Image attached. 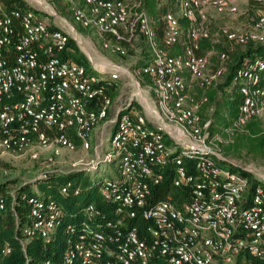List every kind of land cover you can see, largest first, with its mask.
Wrapping results in <instances>:
<instances>
[{"label":"built area","instance_id":"built-area-1","mask_svg":"<svg viewBox=\"0 0 264 264\" xmlns=\"http://www.w3.org/2000/svg\"><path fill=\"white\" fill-rule=\"evenodd\" d=\"M258 1L246 27L223 25L212 35L206 12L235 14V0H174L159 42L145 0H61L76 24L101 36L104 48L126 55L135 40L144 41L150 58L128 69L88 57L87 68L62 58L69 38L75 40L66 30L40 12L6 10L0 0V156L41 159L48 169L39 179L104 167L95 184L105 209L88 203L80 219L72 213L62 253L45 264H264V187L251 188L248 177L230 168L220 147L230 140L213 133L214 107L204 113L207 97L193 91L221 83L228 70L227 51L214 64L196 54L201 40L264 44V0ZM180 20L188 22L183 49L170 55L182 36ZM122 72L135 80L134 94L139 80H149V111L140 112L132 98L112 108ZM231 85L241 101L225 131L245 130L253 119L264 123V56L244 59ZM66 155L67 166L57 168ZM169 173L171 186L182 189L180 204L171 193L155 196ZM81 191L71 181L59 188L61 196ZM33 192L19 195L26 208L17 235L23 252L34 238L49 241L65 219L57 200ZM10 195L8 202L0 194V218L8 208L15 214L17 197ZM11 253L0 237V264Z\"/></svg>","mask_w":264,"mask_h":264},{"label":"trees","instance_id":"trees-1","mask_svg":"<svg viewBox=\"0 0 264 264\" xmlns=\"http://www.w3.org/2000/svg\"><path fill=\"white\" fill-rule=\"evenodd\" d=\"M5 6L6 10L20 9V10H33L38 12L33 7H31L26 0H1ZM54 1V0H53ZM154 0H146L147 9L153 13L154 29L157 33L158 41L161 42L163 25L159 21L161 16L160 10L155 11ZM165 12V11H164ZM166 13V12H165ZM163 13V14H165ZM181 25L186 29L188 22L186 20H180ZM101 42L103 39L101 38ZM225 42V41H223ZM226 43V42H225ZM235 50L228 52L229 60L227 63V73L224 80L214 86L205 89V95L207 97V103L204 106H213V117L216 125L212 127L213 133H218L225 140H230L228 142L222 143L220 145L223 154H234L239 150H244L246 153L253 155L256 158H264V131L262 128V122L259 119H253L249 121L246 125L245 130H232V133H227L225 130L232 126L238 115V106L241 101L240 95L236 92V88L231 85V76L236 67L240 66L244 59L254 58L257 56H264V44H252L248 43L245 45L235 46ZM183 45L179 42L172 46L168 53L170 55H175L181 52ZM207 50L215 51L216 54L210 56L211 62L216 63L217 54L224 51L221 43H214L210 40H201L199 50L196 51L197 55H205ZM62 58L72 59L77 63H80L87 68H89V61L87 57L81 52L75 40L71 37L67 43V49L62 53ZM145 83H149L147 78H144ZM229 90V93L225 98L218 100L217 96L224 90ZM229 164V163H227ZM233 171H239L244 176L248 177L251 182V188L257 184L263 183L259 180L253 178L247 171L238 168L234 165H229ZM82 176V172H72L67 174H50L46 178H38L35 180V189L45 195H51L52 198L57 200L65 211V219L62 226H60L53 234L51 239L44 242L40 238H34L26 245L25 252L22 251L17 238L18 230L20 226L24 223V217L26 214V208L20 203L19 195L21 192L34 193L35 190L31 184L25 182H15L14 180H7L0 182V194L2 196H7L8 202L11 200V192L17 197L13 202V207L15 214L9 208L5 211L3 216L0 218V237L1 239L7 240L12 246V253L5 261V264H45L46 261H56L60 254L62 253L66 234L64 232V225L75 220L72 213L78 215L77 219L81 218V211L84 205L88 203H93L102 210L105 209V202L102 197L98 194L96 189V184L91 187L84 189L78 195L61 196L59 193V188L61 185L71 180L72 177ZM171 173H169L160 190L156 192L155 196L161 197L165 193H171L173 198L180 204L182 199V189L174 188L171 186ZM75 184H79L77 181ZM11 186H14L11 188ZM249 258V257H247Z\"/></svg>","mask_w":264,"mask_h":264},{"label":"rangeland","instance_id":"rangeland-1","mask_svg":"<svg viewBox=\"0 0 264 264\" xmlns=\"http://www.w3.org/2000/svg\"><path fill=\"white\" fill-rule=\"evenodd\" d=\"M38 3L36 0H26V2L33 7L35 10L40 12L43 16H46L49 22L54 23V19H61L71 26L73 29H69L67 26V32L70 35L80 37L79 44L82 49L86 50L88 58H91L92 61L96 64L102 62H108L111 65L124 64L129 67L139 66L144 61L150 58V52L141 38H138L134 41L132 47H129L126 55L118 54L115 51L104 48L101 42V36L93 29L83 28L80 25L76 24L73 21L72 11L68 4L62 3L61 0H39ZM235 4L238 8V12L231 15L218 14L214 10L209 9L206 12V26L212 35H214L218 28L223 25H227L231 28L241 29L246 27L257 15L258 10L261 8V1L258 0H235ZM155 11L160 10L159 21L161 25L164 26L163 22V13L168 10L176 11L174 0H154ZM144 8L148 13L149 17L156 22L153 18V13L150 12L146 7V0L144 2ZM165 11V12H164ZM182 36L180 43L185 41L186 29L182 26ZM222 47L225 51L229 53L234 51L236 47H232L229 44L220 40ZM91 51V52H90ZM82 52V51H81ZM83 53V52H82ZM84 54V53H83ZM216 54L215 51L210 53V56ZM85 55V54H84ZM86 56V55H85ZM86 56V57H87ZM209 56V55H208ZM217 60V57H216ZM118 88L111 91L113 97V107L115 108L118 105L125 103L129 98H132L133 102H144V98L152 100L151 91L148 89V84H145V81L142 79L139 80L140 92L136 93V82L131 78H126L123 75L120 76ZM193 91L196 93L197 97L203 96L205 89L194 88ZM229 93V90H224L221 92L217 99H223ZM205 94V93H204ZM205 96V95H204ZM143 100V101H142ZM138 110L140 112H146L143 105L137 103ZM153 102L151 107H153ZM207 106H203V112L206 111ZM147 109V108H146ZM214 118V117H213ZM215 120V118H214ZM217 121H214L216 125ZM214 125V126H215ZM262 128L264 131V123L262 122ZM97 132V131H96ZM96 137L100 138L101 133L97 132ZM76 155V154H74ZM68 155L62 158L63 162L61 164L55 163L58 165L57 168H65L69 161ZM227 160L231 162L232 165L237 166L240 169L247 171L253 178L259 180L264 185V158H256L253 155L246 153L243 149L235 152L234 154H227ZM89 158V157H87ZM48 169L45 164L42 163V160L39 161L31 160L25 153H8L0 156V182L7 180H14L15 182H25L31 184L35 189V180L38 179V175L41 170ZM113 172V171H112ZM104 173V167L101 166L97 171L83 173L82 176H74L71 178V182H78L79 188L81 190L87 189L102 178ZM108 173H105L104 176H108ZM14 186H11L13 188Z\"/></svg>","mask_w":264,"mask_h":264},{"label":"crops","instance_id":"crops-1","mask_svg":"<svg viewBox=\"0 0 264 264\" xmlns=\"http://www.w3.org/2000/svg\"><path fill=\"white\" fill-rule=\"evenodd\" d=\"M38 3L40 2L39 0H36ZM54 25H56V26H58V27H61V28H63L64 30H68L69 31V29H73L71 26H69V24H67L66 22H64V21H62L61 19H54V23H53ZM67 26H68V28L69 29H67ZM69 33V32H68ZM75 40H76V42H78V45H79V48H80V50L87 56L88 54H87V52H86V50L84 49H82V47L80 46V44H79V41L78 40H80V37L79 36H76V34L74 33V36L73 35H71ZM91 52V51H90ZM212 52V50H207L206 51V55H209L210 56V53ZM89 56V55H88ZM87 56V57H88ZM114 65H116V66H118L119 68H128V65H124V64H114ZM136 65V64H135ZM135 65H133V67L135 66ZM141 65V64H140ZM130 68V67H129ZM124 76V77H126V78H131V77H129L127 74H125V73H121L120 74V76ZM145 84H147V83H145ZM140 89V88H139ZM143 101V100H142ZM153 101L152 100H148L147 98H144V102H137L138 104H141V105H143V108H145L144 110H147V111H149L150 110V107H151V103H152ZM147 108V109H146Z\"/></svg>","mask_w":264,"mask_h":264}]
</instances>
